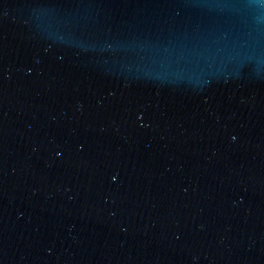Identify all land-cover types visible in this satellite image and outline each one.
Returning a JSON list of instances; mask_svg holds the SVG:
<instances>
[{
	"label": "water",
	"instance_id": "1",
	"mask_svg": "<svg viewBox=\"0 0 264 264\" xmlns=\"http://www.w3.org/2000/svg\"><path fill=\"white\" fill-rule=\"evenodd\" d=\"M0 264H264V0H0Z\"/></svg>",
	"mask_w": 264,
	"mask_h": 264
}]
</instances>
